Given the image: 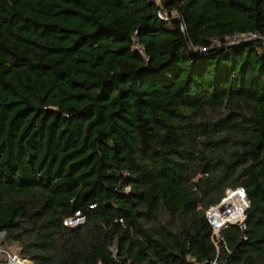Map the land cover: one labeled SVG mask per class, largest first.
I'll list each match as a JSON object with an SVG mask.
<instances>
[{
  "label": "trees",
  "instance_id": "obj_1",
  "mask_svg": "<svg viewBox=\"0 0 264 264\" xmlns=\"http://www.w3.org/2000/svg\"><path fill=\"white\" fill-rule=\"evenodd\" d=\"M162 6L177 19L0 0V233L20 259L264 264V48L226 44L264 38V0ZM238 187L243 225L214 239L205 209Z\"/></svg>",
  "mask_w": 264,
  "mask_h": 264
},
{
  "label": "built area",
  "instance_id": "obj_2",
  "mask_svg": "<svg viewBox=\"0 0 264 264\" xmlns=\"http://www.w3.org/2000/svg\"><path fill=\"white\" fill-rule=\"evenodd\" d=\"M152 1L158 10V16L160 19L164 21L177 19V15L175 11H165L162 6L163 0H146ZM251 39H259L264 48V38L261 37L256 32H250L247 34H237L235 33L233 36L227 38L226 44H234L243 41H249ZM239 196L242 200V208L238 212L235 211L233 206H231L230 201L233 200V197ZM247 200L245 197L244 190L241 187L228 189L226 188L224 194L221 196L220 200L213 204L209 205L208 208L205 209L204 216L208 224L211 226V235L214 239H219L218 231L227 224H236L237 226L243 225L244 220V211L247 208ZM236 212V215H234ZM236 216V217H235ZM214 219L218 220L220 224L215 226ZM85 221V216L79 211L76 212L72 217H69L64 220V225L70 228L82 225ZM4 250L0 248V264H22L20 259L16 254L7 253V256L3 254ZM25 261V260H24ZM23 262V261H22Z\"/></svg>",
  "mask_w": 264,
  "mask_h": 264
},
{
  "label": "rangeland",
  "instance_id": "obj_3",
  "mask_svg": "<svg viewBox=\"0 0 264 264\" xmlns=\"http://www.w3.org/2000/svg\"><path fill=\"white\" fill-rule=\"evenodd\" d=\"M232 201H233V204H231V206H233L235 211L238 212L239 210H241L242 200L239 198V196H235V198L233 197ZM236 212H234V215H236ZM213 223L215 224V226H218V224H220L218 220L216 219H214ZM0 248L5 251V253H3L5 257L7 256V253H10V254L18 253V247L17 245H15L14 242H5L4 233H0ZM25 261H28V260L25 259ZM29 263L32 264L31 262Z\"/></svg>",
  "mask_w": 264,
  "mask_h": 264
},
{
  "label": "bare ground",
  "instance_id": "obj_4",
  "mask_svg": "<svg viewBox=\"0 0 264 264\" xmlns=\"http://www.w3.org/2000/svg\"><path fill=\"white\" fill-rule=\"evenodd\" d=\"M22 264H30L28 261H21Z\"/></svg>",
  "mask_w": 264,
  "mask_h": 264
},
{
  "label": "water",
  "instance_id": "obj_5",
  "mask_svg": "<svg viewBox=\"0 0 264 264\" xmlns=\"http://www.w3.org/2000/svg\"><path fill=\"white\" fill-rule=\"evenodd\" d=\"M25 260V259H24ZM24 260H22V261H24Z\"/></svg>",
  "mask_w": 264,
  "mask_h": 264
}]
</instances>
